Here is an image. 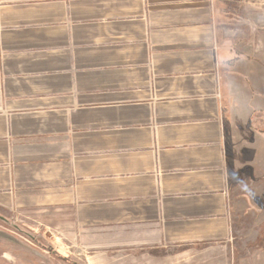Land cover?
<instances>
[{"label": "crops", "instance_id": "1", "mask_svg": "<svg viewBox=\"0 0 264 264\" xmlns=\"http://www.w3.org/2000/svg\"><path fill=\"white\" fill-rule=\"evenodd\" d=\"M228 3L0 0V213L86 264H232L230 188L264 163V11L249 55Z\"/></svg>", "mask_w": 264, "mask_h": 264}, {"label": "rangeland", "instance_id": "2", "mask_svg": "<svg viewBox=\"0 0 264 264\" xmlns=\"http://www.w3.org/2000/svg\"><path fill=\"white\" fill-rule=\"evenodd\" d=\"M228 4L238 12H240L239 6H242L241 9L247 14L248 19L246 20L245 15H242L239 21L242 25L238 23L231 28L233 38L239 41L249 34L251 36L249 29L257 23L250 17L264 11V0H229ZM236 44V51L243 49L249 55H252L251 50L256 52L261 48V44L258 48L257 45L251 48L243 41ZM240 155L239 147L235 148L233 161L235 157L240 158ZM243 164L241 165L251 166V174L255 179L246 172L242 173V179L237 175L234 177L229 195L232 236L226 257L232 264H264V176L259 170V167L264 169V163L255 161L252 157ZM37 222L23 221L0 213V264H86L87 253H82L76 246L64 245L59 235L45 229ZM128 254L126 251L113 252L106 264H129ZM114 256L116 257L113 259ZM208 257L207 252H200L197 255L199 264L216 263L214 260H208ZM182 263L190 264L186 261Z\"/></svg>", "mask_w": 264, "mask_h": 264}, {"label": "water", "instance_id": "3", "mask_svg": "<svg viewBox=\"0 0 264 264\" xmlns=\"http://www.w3.org/2000/svg\"><path fill=\"white\" fill-rule=\"evenodd\" d=\"M72 264H76V263H72Z\"/></svg>", "mask_w": 264, "mask_h": 264}]
</instances>
